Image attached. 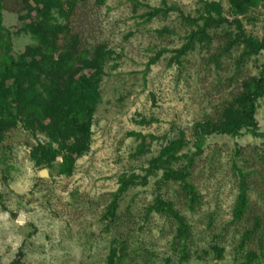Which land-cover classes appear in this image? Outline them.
Instances as JSON below:
<instances>
[{
	"label": "rangeland",
	"instance_id": "obj_1",
	"mask_svg": "<svg viewBox=\"0 0 264 264\" xmlns=\"http://www.w3.org/2000/svg\"><path fill=\"white\" fill-rule=\"evenodd\" d=\"M59 1L65 11L70 9L65 14L52 11L51 24L60 30L49 39L55 51L71 55L76 70L89 78L96 75L95 110L87 139L77 135L66 141L80 155L74 154L78 157L64 174L59 172L60 158L53 168L36 166L31 159L38 142H50L45 131L34 137L18 124L4 132L0 264H106L111 248L122 249L117 264H246L251 255L250 264H264V137L243 132L235 138H205L187 177L199 196L192 210L179 182H161L165 172L160 170L145 186H131L121 196L111 221L102 218L123 175L144 176V169L173 143L179 144L177 155L194 153L193 124L218 116L240 92L241 82L257 75L264 64V52L242 61L240 48L223 53L224 25L209 32L210 45L196 43L180 66L169 64L174 54L168 52L144 75L149 57L161 48H180L190 29L175 12L145 23L141 15L149 9L142 5L160 7L165 1L195 18L205 4L219 3L231 21L228 0ZM2 5L10 56L29 62L40 45L37 35L27 30L36 21L35 13H27L23 0H3ZM238 18L247 34L264 39L262 2ZM103 50L111 56L97 75L88 65L97 63ZM256 120L264 134V99L258 101ZM43 123L50 126L48 120ZM137 134L149 147L141 156L134 154L140 145ZM183 164L179 160L170 169L179 171ZM233 164L247 173L249 187L248 210L237 223L232 221L238 188ZM159 195L174 204L190 227L184 261L174 218L151 210ZM257 218L259 229L253 232ZM247 233L244 249L239 250Z\"/></svg>",
	"mask_w": 264,
	"mask_h": 264
},
{
	"label": "trees",
	"instance_id": "obj_2",
	"mask_svg": "<svg viewBox=\"0 0 264 264\" xmlns=\"http://www.w3.org/2000/svg\"><path fill=\"white\" fill-rule=\"evenodd\" d=\"M23 2L27 4L25 9L27 13L32 11L35 13L36 21L28 25L27 30L37 35L40 45L34 48L32 52L30 51L32 60L29 62L23 57L18 58L17 61L11 58V44L2 25L3 0H0V141L7 129L18 124L34 137L37 131H45L50 142L44 144L38 142L31 152V159L36 166L53 168L54 163L60 158L59 172L64 174L72 166L75 158L80 155L79 151H74L73 145L67 144L66 141L77 135L87 139L89 135V119L94 113L97 98L95 89H93L97 77L93 75L89 78L80 73L81 70H76L71 55L66 54L64 51H55L53 49L54 45L49 39V35L60 30V26L55 27L51 24L52 11L56 10L60 14H65L70 7L65 11L59 0H23ZM41 2L44 3L43 6H41ZM259 2L264 5V0H228L231 21L222 14L219 3L205 4L203 13L195 18L185 15L175 5H167L165 1H162L160 7L150 8L148 5H142L149 9L141 15L145 23L151 22L156 17H167L170 13L175 12L178 14L179 19L190 29V32L184 37V44L180 48L172 51L161 48L150 56L145 65L144 75L149 72L151 66L163 54L168 52L174 54L169 64L175 63L180 66L181 59L194 49L196 43L210 45L212 37L209 32L224 25L227 26V30L224 31L226 41L222 49L223 53L237 47L241 49L238 61L257 57L261 52H264V39L260 40L247 34L238 16L245 14ZM162 30L169 32L167 29ZM163 31H158V34H162ZM110 56L111 52L103 50L98 55L97 63L94 61L89 62V64L86 61L85 65L94 66L91 68L97 69L95 74L101 75L103 63L106 57ZM36 57H39V59H35ZM55 78L60 80L58 81ZM240 86V92L222 108L218 116L214 119L206 117L204 120L193 124L194 146L196 149L194 153L177 155L175 152H177L179 144L175 145L173 143L162 157L152 161L144 169V176L123 175L119 180V187L112 195L102 218H109L111 221L115 217L121 196L131 186H145L148 177L160 170L165 172L160 179L161 182H179L181 189L186 194L188 208L192 210L198 204L199 196L194 186L187 181V177L189 176V168L194 163V158L202 152L205 138L212 135L235 138L240 137L243 132L256 138L264 137V134L259 132L256 120L258 101L264 99V64L261 65L257 75L242 81ZM44 120L50 121V126H48V123L44 124ZM137 137L140 138V145L134 154L135 156H141L149 151V147L145 145L143 136L137 134ZM51 143H58L57 148H54ZM75 153L78 156H75ZM179 160L184 161L180 170L173 171L170 169V166ZM167 168L168 170H166ZM232 168L238 175L237 196L232 212V221L237 223L243 220L248 210L247 192L249 187L246 181L247 173L234 164ZM1 199L2 196L0 195V206L4 209ZM151 210L164 212L174 218L176 222L175 237L181 249V261H184L187 257V240L190 227L179 212L174 209V204L171 201H164L160 195L157 196ZM259 225V219L257 218L255 219L253 232H257ZM249 235L250 233H247L242 236L239 250L244 249ZM119 252H122V249L111 248L106 264L119 263L121 261ZM250 257L247 259L246 264H250L254 260L252 255Z\"/></svg>",
	"mask_w": 264,
	"mask_h": 264
}]
</instances>
